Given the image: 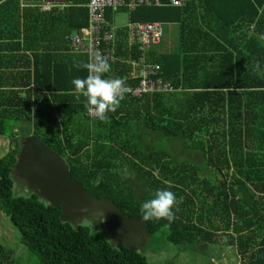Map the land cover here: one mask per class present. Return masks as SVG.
Wrapping results in <instances>:
<instances>
[{
    "label": "trees",
    "instance_id": "trees-1",
    "mask_svg": "<svg viewBox=\"0 0 264 264\" xmlns=\"http://www.w3.org/2000/svg\"><path fill=\"white\" fill-rule=\"evenodd\" d=\"M39 2L0 0V137L9 145L0 213L27 252L41 264H149L104 231L60 222V209L30 191L14 195L20 143L33 135L86 191L140 219L149 239L163 233L184 250L232 247L239 264H264V0H240L234 14L208 0L116 11L129 23H176L178 36L169 52L145 54L174 92L115 102L85 93L86 56L70 51L71 35L87 25V0L49 12ZM114 13L106 10L107 20ZM115 38L104 75L117 79L142 55L126 27ZM89 106L102 118H86ZM13 255L0 245V264H14Z\"/></svg>",
    "mask_w": 264,
    "mask_h": 264
},
{
    "label": "built area",
    "instance_id": "built-area-1",
    "mask_svg": "<svg viewBox=\"0 0 264 264\" xmlns=\"http://www.w3.org/2000/svg\"><path fill=\"white\" fill-rule=\"evenodd\" d=\"M185 0H87V25L74 32L69 39L71 52L84 54L88 67L89 96L102 95L106 100L115 102L121 99H140L154 93H171L173 87L163 80L161 67L150 64L145 54L151 47L159 44L163 37V25L157 22L128 23L127 40L130 47L137 46L141 57L130 60V69L117 79L104 75L115 61L117 27L106 22L105 11H133L138 7H174L180 8ZM63 4L56 0H40L37 4L40 12H49ZM103 116L101 108L89 106L85 117L98 120Z\"/></svg>",
    "mask_w": 264,
    "mask_h": 264
},
{
    "label": "water",
    "instance_id": "water-1",
    "mask_svg": "<svg viewBox=\"0 0 264 264\" xmlns=\"http://www.w3.org/2000/svg\"><path fill=\"white\" fill-rule=\"evenodd\" d=\"M12 175L48 206L60 209L59 220L78 231L82 219L102 223L110 244L140 252L150 238L146 225L129 218L110 201L98 199L77 183L67 162L31 135L20 143Z\"/></svg>",
    "mask_w": 264,
    "mask_h": 264
},
{
    "label": "rangeland",
    "instance_id": "rangeland-1",
    "mask_svg": "<svg viewBox=\"0 0 264 264\" xmlns=\"http://www.w3.org/2000/svg\"><path fill=\"white\" fill-rule=\"evenodd\" d=\"M127 24L128 15L122 12L118 13L114 25L125 26ZM167 28H169L168 32H166ZM165 33L166 35H164L162 43L164 44L165 40H167L166 43L176 45L178 36L177 28L166 26ZM8 148L9 145L7 141L3 142V140L0 139V156L6 153ZM13 178L14 195L27 196L29 190L25 183L15 176H13ZM136 184L137 182L135 180V188L138 187ZM81 223L83 226L90 228L92 232H105L102 223H96L91 219H83ZM0 245L7 251L11 250V252H13L14 264H41L37 258L29 254L20 243V234L18 230L2 213H0ZM223 250H226L224 255L221 254ZM140 252L146 257L149 264H237L239 261L235 251L222 247L221 245H211L209 250L203 253L193 252L188 249L182 250L178 246L167 243L165 234L163 233L156 234L152 239H149Z\"/></svg>",
    "mask_w": 264,
    "mask_h": 264
},
{
    "label": "crops",
    "instance_id": "crops-1",
    "mask_svg": "<svg viewBox=\"0 0 264 264\" xmlns=\"http://www.w3.org/2000/svg\"><path fill=\"white\" fill-rule=\"evenodd\" d=\"M48 1H50V0H48ZM57 1V4L58 3H60V4H63V6L64 7H66V2H65V0H56ZM208 1H210L209 2V4L212 6V8H213V10H216V11H221V12H225V13H231V14H234V13H236V11H238V9H236L237 8V6H238V2H240V0H208ZM214 2V3H213ZM232 2V3H231ZM242 6H243V4H242ZM64 7H61L60 5L57 7V8H55V9H63ZM86 7V6H85ZM244 7V6H243ZM112 11V10H111ZM113 13L115 12V11H112ZM118 13H121V12H115L114 14H112V20L111 21H109V20H107V18L105 17V19H106V22L107 23H110L111 25H113V26H115L114 25V23L116 22V15L118 14ZM155 22H157V23H162V25H163V32H164V34H163V37H164V35H166V33H165V27L166 26H173V27H176L177 28V32H178V25L176 24V23H171V22H168V21H163V22H159V21H155ZM128 23H129V20H128ZM140 23H151V22H140ZM115 27H117V28H122V27H125V26H115ZM168 29L169 28H167L166 29V32H168ZM163 37H162V40H163ZM162 40L160 41V43L158 44V45H156V46H154V49H155V51H157L158 53H167V52H169L170 50H172V48H173V44H168V43H166V41L167 40H165V42H164V44L162 43ZM71 51V50H70ZM73 53V52H72ZM87 62V61H86ZM88 68V67H87ZM0 139H2L3 140V142H5L6 141V139H3V138H1L0 137ZM8 143V142H7ZM222 246V245H221ZM223 247V246H222ZM209 248H210V246H202V247H198L197 249H193V250H191V251H193V252H197V253H203V252H206V251H208L209 250ZM227 249H232L233 251H235L234 250V248H232V247H226ZM182 250H184V249H182ZM228 251V250H227ZM226 253V250H223L222 252H221V254H225ZM225 258V257H224ZM223 258V259H224ZM237 258H238V260H239V257L237 256ZM237 264H239V261L237 262Z\"/></svg>",
    "mask_w": 264,
    "mask_h": 264
}]
</instances>
